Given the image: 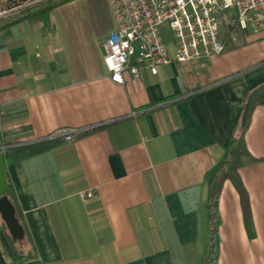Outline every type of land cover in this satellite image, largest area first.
<instances>
[{
	"label": "crops",
	"instance_id": "crops-1",
	"mask_svg": "<svg viewBox=\"0 0 264 264\" xmlns=\"http://www.w3.org/2000/svg\"><path fill=\"white\" fill-rule=\"evenodd\" d=\"M255 13L264 22V4ZM111 18L92 38L59 33L50 20L0 31V152L85 129L5 161L34 250L41 264H208L209 178L264 83V28L239 40L235 32L217 56L119 84L102 58ZM247 118L245 144L260 161L237 172L251 234L226 179L217 264H264V103ZM5 231L0 218V264H11Z\"/></svg>",
	"mask_w": 264,
	"mask_h": 264
},
{
	"label": "built area",
	"instance_id": "built-area-1",
	"mask_svg": "<svg viewBox=\"0 0 264 264\" xmlns=\"http://www.w3.org/2000/svg\"><path fill=\"white\" fill-rule=\"evenodd\" d=\"M47 0H0V19ZM115 27L104 41L105 71L114 83L124 76L141 79L146 72L173 62L188 66L221 54L233 29L264 28L256 10L264 0H108ZM166 24L173 41V55L160 27ZM85 129L59 131L53 137L71 140ZM82 198L92 192H81Z\"/></svg>",
	"mask_w": 264,
	"mask_h": 264
},
{
	"label": "trees",
	"instance_id": "trees-1",
	"mask_svg": "<svg viewBox=\"0 0 264 264\" xmlns=\"http://www.w3.org/2000/svg\"><path fill=\"white\" fill-rule=\"evenodd\" d=\"M68 1H72V0H47L40 4L10 14L0 19V31L11 25L19 23L20 21H25V20L43 21L46 23L53 9L59 7L61 4L66 3ZM233 31L236 32V36L239 40L244 36L245 29L236 28L233 29ZM257 103L258 104L264 103V96L261 97ZM246 127H247V122L245 125H243L240 118V121L236 125L230 140L228 141L227 144H225L226 146H225V154L223 160L212 171V174L210 175L209 178L208 197H207L208 222H209L208 241H207L208 244L207 248L209 255L208 264H217L216 263L218 259L217 249L219 248L218 236H219V226L221 223L218 212V199L222 184L226 179H229L232 182V184L235 186V188L239 193L240 202L242 206L241 210L243 211L245 226L251 234L252 220L249 209L248 195L246 193L244 186L242 185V182L240 180L237 171L242 166L256 163L260 161V159L252 157V155L250 154V152L246 147L244 140V132ZM96 128H93L92 130H95ZM78 135H81V133H79ZM63 141L65 140L63 139L62 136H56L53 138L43 139L30 144L7 146L2 150V153L4 156V160L6 162H12L22 159L26 156L36 154L40 151H44L46 149L52 148L62 143ZM6 178L8 185L6 195L10 200L11 204L13 205L15 211V217L17 218L19 224L23 229V237L21 239H14L9 233L4 221L1 219L2 225L4 229H6L5 232H7V236L10 240L12 259H13L11 264H24L25 262L30 260H34L37 262V264H41L34 250V246L32 244L33 242L27 232L23 217L21 215V210L19 208L17 199L14 195L13 189L8 179L7 171H6ZM23 245L27 247L26 250L23 249Z\"/></svg>",
	"mask_w": 264,
	"mask_h": 264
},
{
	"label": "rangeland",
	"instance_id": "rangeland-1",
	"mask_svg": "<svg viewBox=\"0 0 264 264\" xmlns=\"http://www.w3.org/2000/svg\"><path fill=\"white\" fill-rule=\"evenodd\" d=\"M111 17L108 0H72L54 8L48 20L57 25L59 33L70 32L92 38L111 26ZM160 33L173 55L172 36L166 24L160 27Z\"/></svg>",
	"mask_w": 264,
	"mask_h": 264
},
{
	"label": "water",
	"instance_id": "water-1",
	"mask_svg": "<svg viewBox=\"0 0 264 264\" xmlns=\"http://www.w3.org/2000/svg\"><path fill=\"white\" fill-rule=\"evenodd\" d=\"M264 96V83L253 89L247 96L241 116L242 124L245 125L249 114L255 104ZM8 185L6 178L5 160L3 153L0 152V216L4 221L9 233L14 239L23 237V229L15 217L14 207L6 195ZM24 264H37L36 261L30 260Z\"/></svg>",
	"mask_w": 264,
	"mask_h": 264
}]
</instances>
